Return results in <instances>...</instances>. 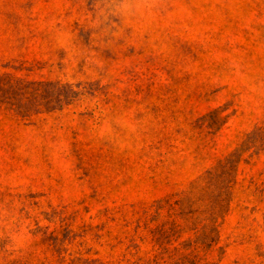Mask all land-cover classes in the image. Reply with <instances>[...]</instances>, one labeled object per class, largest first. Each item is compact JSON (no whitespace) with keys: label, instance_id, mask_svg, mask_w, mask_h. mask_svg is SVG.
<instances>
[{"label":"rangeland","instance_id":"obj_1","mask_svg":"<svg viewBox=\"0 0 264 264\" xmlns=\"http://www.w3.org/2000/svg\"><path fill=\"white\" fill-rule=\"evenodd\" d=\"M0 264H264V0H0Z\"/></svg>","mask_w":264,"mask_h":264}]
</instances>
